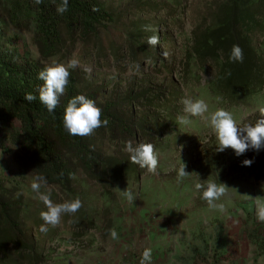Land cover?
Instances as JSON below:
<instances>
[{
	"label": "rangeland",
	"instance_id": "obj_1",
	"mask_svg": "<svg viewBox=\"0 0 264 264\" xmlns=\"http://www.w3.org/2000/svg\"><path fill=\"white\" fill-rule=\"evenodd\" d=\"M236 1L237 14L244 18L239 29L264 62V0ZM102 2L113 23L102 31L96 46L78 42L71 54L49 63L66 66L76 59L78 66L69 71L82 86L98 88L99 103L115 105L129 125L155 122V127H146L150 133L139 143L153 144L157 169L150 173L135 164L134 174L108 192L77 169L69 193L43 183L35 192L33 174L20 172L11 156L1 155L0 179L18 183L23 195L19 221L24 237L34 242L47 264H139L146 248L151 249V264H264V222L255 213L256 202L264 200V181L225 184V195L216 201L223 209L210 208L195 184L205 185L211 179L196 173L194 157L200 142L214 134L200 117L190 118L187 125L176 121L182 114L179 101L185 96L205 101L206 118L223 108L237 125L264 108V89L242 106L213 96L208 84L219 63L195 53L199 40L229 9L230 1ZM15 34L19 48L36 59L30 37ZM153 35L159 38L156 46L147 44ZM152 99L151 105H144ZM160 127L167 132L158 138ZM92 144L118 162L134 164L125 147L98 139ZM181 161L189 176L178 181L176 167ZM123 190L133 193L132 202ZM40 193L49 195L53 204L78 197L81 207L75 213H62L55 225L45 224L40 213L47 209ZM41 225L47 231H41Z\"/></svg>",
	"mask_w": 264,
	"mask_h": 264
},
{
	"label": "trees",
	"instance_id": "obj_2",
	"mask_svg": "<svg viewBox=\"0 0 264 264\" xmlns=\"http://www.w3.org/2000/svg\"><path fill=\"white\" fill-rule=\"evenodd\" d=\"M229 1V9L199 40L195 53L199 58L209 56L219 63L215 77L208 84L210 93L227 103L242 106L264 89V62L239 29L244 18L237 14L238 1ZM60 2L0 0V156H11L20 172H30L35 178L43 176V184L57 186L64 192L71 191L77 169L108 192L134 174L136 166L118 162L114 156L97 150L92 141L98 139L109 146L116 143L121 148L127 142L135 146L148 137L150 131L146 127L156 124L143 121L137 126L129 125L115 105L97 101L98 88L82 86L71 70L69 83L54 112L49 113L39 102L37 89L43 82L37 79L38 72L53 59L71 54L78 42L96 46L102 31L113 23V16L102 0H68L67 11L58 14L56 8ZM240 13L243 14L242 9ZM17 32L30 37L36 59L19 48ZM233 45L242 50V62L229 61ZM25 93L37 98L26 101ZM77 94L93 100L101 110V119L107 121L88 136L69 135L63 127L64 108ZM152 102L153 99L146 100L144 105ZM259 115L247 117L238 126L254 124ZM157 130L158 138L167 132L163 127ZM200 144L195 151V170L204 178L224 185L264 181V149H249L240 156L234 155L231 148L218 152L214 135L204 138ZM245 159L252 161L250 166L242 165ZM23 205L18 183L0 179V264H47L44 255L36 251L34 242L23 235L19 221Z\"/></svg>",
	"mask_w": 264,
	"mask_h": 264
},
{
	"label": "clouds",
	"instance_id": "obj_3",
	"mask_svg": "<svg viewBox=\"0 0 264 264\" xmlns=\"http://www.w3.org/2000/svg\"><path fill=\"white\" fill-rule=\"evenodd\" d=\"M39 3V0H36ZM68 0H61L56 8L58 14L67 11ZM146 31H150V27L145 26ZM159 38L156 35L147 39V44L156 46ZM230 62H242L243 53L238 45H233L228 57ZM78 66L76 59L68 61L67 65L53 63L45 66L37 74V79L42 81L37 89L39 102L45 107L49 113H53L56 109L59 97L64 94L65 86L69 83V69H75ZM137 68L139 65L136 66ZM32 93H25L24 99L31 102L36 99ZM179 103L182 105V114H178L176 121L180 125H187L190 118L200 117L205 120L207 126L214 134L217 141L216 151L222 152L227 148H231L234 155L240 156L246 150L259 151L264 149V108L259 110L260 115L256 118L254 124H244L238 126L232 114L223 109L218 108L207 118L205 113L208 111V105L202 99H193L192 97H182ZM106 120L101 119V110L95 105V102L87 98L83 94H77L70 98L64 108L63 127L69 135L72 136H88L95 129L106 124ZM125 150L129 154L132 163L138 165L142 169H146L150 173H154L158 165V156L154 151L151 143H140L133 146L131 142L125 144ZM251 160L242 161L243 166H250ZM177 179L183 180L189 176L185 171V164L181 161L176 167ZM45 182L43 176L35 178L31 184L33 191L38 192L41 183ZM197 190H202L200 198L204 200L210 208L223 209L222 204L216 203L223 195H225L226 186L216 181L207 182L205 185L195 184ZM124 191V190H123ZM124 195L129 202L134 200L133 193L124 191ZM39 199L46 206V211L40 213L41 219L45 224L55 225L59 222L62 213H75L81 207V201L77 197L75 199L65 201L59 204H53L49 195L45 193L39 194ZM255 213L257 220L264 222V200H258L255 204ZM41 231H47L44 225H41ZM116 233L112 232L115 237ZM151 249L146 248L142 254L139 264H151Z\"/></svg>",
	"mask_w": 264,
	"mask_h": 264
}]
</instances>
